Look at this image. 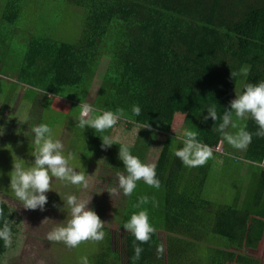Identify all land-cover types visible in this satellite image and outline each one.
I'll return each instance as SVG.
<instances>
[{
  "label": "trees",
  "instance_id": "1",
  "mask_svg": "<svg viewBox=\"0 0 264 264\" xmlns=\"http://www.w3.org/2000/svg\"><path fill=\"white\" fill-rule=\"evenodd\" d=\"M53 17L62 18L58 25ZM243 67L249 69L246 80L231 78ZM260 81L264 0H0V113L23 86L19 105H30L32 126L47 123L54 133L63 128L57 135L65 134V154L71 146L72 166L86 172L101 159L100 175L110 186L118 173L126 174L118 159L124 142L111 136L117 125L95 134L77 127L80 103L123 109L126 118L118 122L137 129L125 144L142 162L153 142L160 145L154 161L160 188L139 181L131 197L120 191L107 214L123 232V250L104 225L102 241L81 243L91 244L81 251L90 264L260 263L247 250H257L264 235V138L253 135L246 150H236L214 131L219 120L201 122L203 108L215 104L220 116L244 83ZM133 105L140 106L139 116H132ZM238 125L252 133L257 127L251 119ZM181 128L195 131L212 149L204 166L190 169L174 157L173 150L182 147L183 133L175 135ZM103 135L115 144L102 148ZM216 155L222 161L211 175ZM7 159L13 162L0 168L3 186L10 183L3 170L9 175L17 161ZM141 196L150 202L134 207ZM142 209L155 228L146 243L123 229ZM15 215L0 200V221L7 219L12 231ZM136 245L143 251L133 261ZM6 250L0 242V257ZM75 256L62 258L63 264H79L82 256Z\"/></svg>",
  "mask_w": 264,
  "mask_h": 264
},
{
  "label": "clouds",
  "instance_id": "2",
  "mask_svg": "<svg viewBox=\"0 0 264 264\" xmlns=\"http://www.w3.org/2000/svg\"><path fill=\"white\" fill-rule=\"evenodd\" d=\"M249 69L241 68L238 72H231L230 76L248 77ZM30 105L26 106L23 114L15 119L18 124L27 123L30 119L28 112ZM202 123L211 119L216 124L214 131L217 132L223 141L233 149L244 151L251 143L253 135L264 138V81L257 83H244L242 90L235 92V98L224 108L223 114L218 116L215 104L208 105L202 110ZM132 116H139L141 108L133 105ZM126 118L123 109L99 110L89 103L79 104V114L76 118V126L80 129L87 127L95 133H106L114 128L118 121ZM251 119L256 124L254 133L247 130L246 125L239 126L238 121ZM151 126L143 125V129ZM234 130V131H232ZM32 150L29 153L33 159L25 163L18 158L12 165L9 172V188L15 199L27 210L44 211L48 204L47 193L53 191L54 181H60L65 185L76 186L77 189H88L89 183L84 171H77L72 166L74 154H65L64 144L54 134V130L47 123H40L31 128ZM17 135H23V131L16 129ZM0 135H3V127L0 126ZM100 137V136H99ZM102 148H110L115 142L108 136L100 137ZM175 158L179 159L187 168L204 166L212 158L213 151L197 138V133L192 130H185L182 137V147L173 150ZM118 159L122 161L126 174H117L118 189L125 197H131L137 188V183L153 188H160V180L156 173V165L144 163L139 157L132 154L130 146L120 143ZM113 193L117 188L111 189ZM59 195V193H57ZM60 197L61 205H53L58 211L67 213L66 223L54 227L47 233L46 239L49 242L63 243L68 248H77L82 242H99L105 238L104 224L96 211L89 207L91 199L81 198L75 194H66ZM150 202L148 196L137 197L136 208ZM152 205L156 202L153 199ZM123 229L140 243H146L155 233L154 226L150 223L147 209H142L130 215L124 222ZM0 242L6 248L13 244V231L7 219L0 221ZM143 249L134 246L133 261L139 260ZM158 253L163 252V246L157 248ZM79 264H90L87 256L79 258Z\"/></svg>",
  "mask_w": 264,
  "mask_h": 264
},
{
  "label": "rangeland",
  "instance_id": "3",
  "mask_svg": "<svg viewBox=\"0 0 264 264\" xmlns=\"http://www.w3.org/2000/svg\"><path fill=\"white\" fill-rule=\"evenodd\" d=\"M60 20L56 17L50 19V21L55 25H58ZM70 21L71 20H68L67 22ZM60 26L64 27L65 24H60ZM4 78L8 80L9 83H13L11 78ZM97 83L98 81L96 78L92 86V91L96 89ZM23 90V86L17 87L18 96L16 95L14 99L9 100L7 107L0 113V123L3 120L5 121V125L0 124V126L3 127V135H0L1 169H3L2 167H6L7 163H9V166L13 162L11 160H9V162L7 161L8 156L14 158L13 160L18 158L23 159L25 163H30L33 159V157L29 154L32 149L30 150V144H28L29 142L32 143V114L30 111L28 112L30 119L24 124H18L19 121L15 119L23 114L26 107V105H19V103H21L19 102V98L22 95ZM89 98H91V96ZM88 101L90 100L88 99ZM17 128L23 131V135L16 134ZM136 130L137 129L134 126L128 127L125 123L118 122L117 126L113 129L111 136H113L116 140L129 144L132 143ZM62 131L64 132L63 128L59 131L57 130L54 133L55 136L58 132L61 133ZM178 132L179 133L176 132L175 135L180 136L183 133V129L181 128ZM16 137H18L19 140ZM56 137L63 142L65 140V134H60ZM63 144L65 146V143ZM13 145L17 146L15 150H13ZM159 146V143L153 142L144 163L154 164ZM70 149L71 146H69L68 152ZM220 161H222V157L216 155L211 175L213 174V170H216L217 165L221 164ZM101 163L102 160L99 159L97 163H91L88 166L85 174L88 179L89 187L86 190L77 189L76 186L72 185H65L60 181H54L52 184L53 191L47 193L48 204L45 206L44 211L24 209L20 202L15 199L10 190L5 191L6 187H9V182L6 183L9 175L8 171L3 170V178L5 179L4 182L7 186H3V183L0 182V200L6 203L16 213V215L13 219V244L11 247L7 248L3 255H1L0 264H63L62 258H67V260L70 261V259H72L75 255V257L83 255L81 253L84 248L83 246L88 248L91 244L86 243L83 246L82 244L79 245L77 248H68L63 243L49 242L46 239L49 231L58 225L66 223L68 218L67 213H62L58 211L57 207L53 206L61 205L62 202L60 201L59 195L63 197L66 194H75L81 198L91 199L89 207L93 208L98 215L101 213L102 217L100 218L105 222L104 225H107L112 234H114V237H116V249L122 251L123 232L118 230L113 221L111 222V220H109L107 214V211H109V205L115 202L121 193L118 189V181H114L112 186H110V183L112 182L110 180L107 182V179H104L100 175ZM74 168L78 171V168ZM217 179L221 181L219 178ZM113 188H117L115 193L111 191ZM57 193H59V195ZM159 236L162 240L164 239L163 232H159ZM247 253L258 257L260 260L259 264H264V235L260 247L257 250H247Z\"/></svg>",
  "mask_w": 264,
  "mask_h": 264
}]
</instances>
